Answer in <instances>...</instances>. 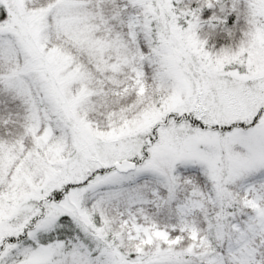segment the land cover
Segmentation results:
<instances>
[{"label":"snow or ice","instance_id":"6c2138e0","mask_svg":"<svg viewBox=\"0 0 264 264\" xmlns=\"http://www.w3.org/2000/svg\"><path fill=\"white\" fill-rule=\"evenodd\" d=\"M0 264H264V0H0Z\"/></svg>","mask_w":264,"mask_h":264}]
</instances>
